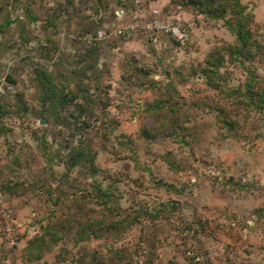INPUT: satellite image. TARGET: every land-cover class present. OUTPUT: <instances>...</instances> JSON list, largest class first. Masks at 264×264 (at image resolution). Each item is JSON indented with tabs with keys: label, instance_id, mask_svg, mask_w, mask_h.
Segmentation results:
<instances>
[{
	"label": "rangeland",
	"instance_id": "374dc122",
	"mask_svg": "<svg viewBox=\"0 0 264 264\" xmlns=\"http://www.w3.org/2000/svg\"><path fill=\"white\" fill-rule=\"evenodd\" d=\"M233 2L0 0V264H264V0Z\"/></svg>",
	"mask_w": 264,
	"mask_h": 264
},
{
	"label": "trees",
	"instance_id": "16d2710c",
	"mask_svg": "<svg viewBox=\"0 0 264 264\" xmlns=\"http://www.w3.org/2000/svg\"><path fill=\"white\" fill-rule=\"evenodd\" d=\"M222 2H223V5H220V7H219V9L222 10V11L224 9L226 10L227 7L233 9V7H235V5H236V2L234 3L233 0L232 1H230V0H222ZM239 23H241V22H239ZM236 31H237V37H238L239 41L242 43V47L238 46L237 47V51L238 52H243L244 49L247 50V51L245 50V52L250 51V49H249L250 41L248 39L249 38L248 37V33H246V31L243 30V26H241L240 24H238V28L236 29ZM60 97L61 98H65L62 94H61ZM258 99L260 100V101L258 100V102L260 103L259 105L260 106H262V105L264 106V95H259ZM59 101H61V100H59ZM59 106L61 108H65L67 105L59 103Z\"/></svg>",
	"mask_w": 264,
	"mask_h": 264
},
{
	"label": "water",
	"instance_id": "95a60500",
	"mask_svg": "<svg viewBox=\"0 0 264 264\" xmlns=\"http://www.w3.org/2000/svg\"><path fill=\"white\" fill-rule=\"evenodd\" d=\"M41 123L44 124L46 123V121L44 119H41Z\"/></svg>",
	"mask_w": 264,
	"mask_h": 264
}]
</instances>
